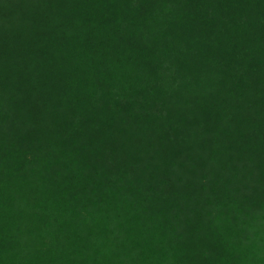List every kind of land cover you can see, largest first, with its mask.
Wrapping results in <instances>:
<instances>
[{
    "label": "trees",
    "instance_id": "obj_1",
    "mask_svg": "<svg viewBox=\"0 0 264 264\" xmlns=\"http://www.w3.org/2000/svg\"><path fill=\"white\" fill-rule=\"evenodd\" d=\"M0 264H264V0H0Z\"/></svg>",
    "mask_w": 264,
    "mask_h": 264
}]
</instances>
